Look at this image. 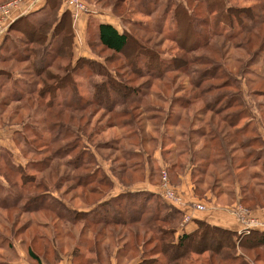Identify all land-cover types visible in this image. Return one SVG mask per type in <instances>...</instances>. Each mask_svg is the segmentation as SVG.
Masks as SVG:
<instances>
[{"label":"rangeland","instance_id":"1","mask_svg":"<svg viewBox=\"0 0 264 264\" xmlns=\"http://www.w3.org/2000/svg\"><path fill=\"white\" fill-rule=\"evenodd\" d=\"M223 1L226 6L237 8L264 6V0ZM113 2L114 0H101L98 3L101 8L109 11H105L107 15L113 14L118 19V30H125L140 39L142 36L144 39L150 37L148 45L159 51L160 58L166 63L174 59L180 63L178 67L172 63L162 70L161 78L138 75V71L133 74L126 67V61L119 59L122 55L117 56L97 43L94 37L95 26L91 25L89 30L86 28L81 40L73 39L70 60L72 66L79 62L80 67L72 72V84L53 94L45 92L38 98L36 93L32 96L24 93L25 98L16 102V96L11 95L21 90L20 85L34 83L39 88V79L32 74L30 68L34 58L28 62H18L25 52L23 44L16 40L21 33L10 31L8 37H5L9 23L2 25L5 30L0 32V56H3L0 58V85H4L3 88L0 86V103L5 101L8 106H0V111L4 108L0 117V264H69L71 251L82 225L97 215V212L92 215L83 212L96 207L101 199L106 198H103L106 194L112 196L130 189L144 190L137 186L146 177L153 179V184L158 183L156 193L165 203L158 192L160 172L168 164L189 166L191 162L192 180L203 178L205 186H214L218 195L225 189L237 188L236 182H239V185L246 184L248 195L256 196L259 201L264 197V36L261 38L254 35V30L240 32L242 25L255 27L252 21L237 20L233 15L230 20L220 17L217 19V11L206 13L203 4L194 2L189 5V9L194 11L199 26L204 22L205 27H200L204 30L201 38L190 35L188 43L201 39L208 44L207 47L182 49L181 45L185 44L186 39L181 38L180 41L183 33L179 39H175V21L171 16L166 20L161 33H143L147 29H154L153 24H156L158 15L145 16L136 10V3L131 0H127L126 4L113 12ZM180 2L185 3L186 0ZM197 4L199 10L196 9ZM31 12L33 11L28 13ZM257 12L264 18V9L259 8ZM199 18L204 20L199 21ZM259 26L264 30V22H260ZM213 30L223 35L213 36ZM75 35L74 33V38ZM154 43L161 45L155 47ZM29 48L40 46L31 44ZM59 58L55 60L56 63H67V59ZM100 70H106L138 89L139 105L136 106L134 102L117 104L112 113L104 106H97L96 109L92 104H89L87 110H75L80 102L91 99L93 83L103 80ZM225 99L235 101V106L226 111L239 114L236 125L230 130L240 132V136L231 138L233 145L229 147L225 140H218L221 134H218L220 130L216 125L219 118L217 115L211 124H205L213 114L204 109L205 105H219L221 114L225 110L221 107ZM65 101L74 102V105L71 108L62 106ZM22 105L25 107H21ZM59 110H63L64 116L70 117L69 114L72 113L78 116L76 119L83 120L71 122L69 118L64 120L52 117L51 114ZM125 110H129L128 117L124 116ZM90 112L93 115H89ZM88 118L90 122L84 134L77 130L76 125L79 121L83 125ZM44 120L47 121L45 125L42 124ZM54 120L62 123H53L50 129L51 121ZM198 128L204 130L205 134L201 137L194 133ZM75 134L78 137L75 138ZM63 136L67 137L55 139ZM212 137L217 138L210 143ZM71 142L76 143L74 148H71ZM241 142H249L252 146L249 144L247 148H240L243 146ZM204 143L211 144L206 149H211L213 154L207 160L194 156ZM233 148L238 149L232 152ZM78 152L82 156L81 167L74 169V157ZM203 153L206 154L207 151ZM180 154L184 155L180 157ZM246 154L250 157L242 159ZM232 157L235 159L233 163ZM252 159L256 163L255 167L248 166ZM241 162L243 167L236 169ZM171 170L181 171L180 167ZM92 175L98 180L92 186L99 194H91L89 186L82 188L75 184L78 176L85 182L88 180L85 178ZM205 186L199 188L204 190ZM199 188L197 193H201ZM38 194L42 195L41 206H23L25 197L31 198ZM169 205L177 208L171 203ZM245 207L250 208L249 204ZM34 209L36 212H33ZM69 214L77 216L75 224L66 220ZM182 219L181 214L175 225L176 231L180 228ZM99 226L91 225V229L97 230ZM24 227L28 228L21 231ZM89 231L87 235L91 238L84 234L79 244L86 258L95 259V253L86 250L92 248L90 245L86 246L89 239H92V230H87ZM131 236L128 235L127 242L135 244L136 250L129 252V256L135 262L148 256L147 250H151L148 252L152 255L158 252L152 251L159 242L154 240L155 236L150 232L143 233L137 242H133ZM40 238L53 241L59 247V261L53 260L51 252L45 257L47 263H36L29 257L27 246L32 245L33 239L36 243L35 246L32 245L34 250L39 254L43 253L41 248H44L45 241ZM114 251L111 249V256L108 258H103L104 254L101 252L100 261L93 263L111 264ZM253 253L237 248L231 254L238 258L239 264L240 260L250 262ZM129 256H118L116 261L129 262ZM157 258L164 260L160 254Z\"/></svg>","mask_w":264,"mask_h":264},{"label":"trees","instance_id":"2","mask_svg":"<svg viewBox=\"0 0 264 264\" xmlns=\"http://www.w3.org/2000/svg\"><path fill=\"white\" fill-rule=\"evenodd\" d=\"M97 1L99 2L101 0ZM126 1L127 0H114V2L111 4L113 12H116V10ZM131 1L136 3V10L145 16L152 17L155 14L158 15L156 18V24H153L154 29H147L143 31V33H149L153 31L161 33L166 20L171 16V19L175 21V39H179L181 33H183V37H180V41L181 38L186 39L185 44L181 45L182 49L197 46L207 47L208 44L207 41L204 42L201 39L197 42L194 39L191 43H188L189 39L191 38L190 35H197L198 38H201L204 30L200 27H205L204 22H202L199 26L197 20L194 17V11L189 9V5H191V3L193 4L194 2L203 4L206 13H209L211 10L217 11V19L220 17L230 20L231 15H233V17H235L237 20L244 19L250 22L252 21L255 27L249 28L247 25H242L240 32L254 30V35H258L261 38L264 36V30L262 26H259L260 22H264V18L257 12L259 8L264 9L263 5L255 6L254 8H237L226 6L223 0H193V2L192 0H186L185 3L180 2V0ZM98 2L96 3L99 4ZM196 9L199 10V5L196 7ZM73 20L74 18L72 11L71 9L65 8L63 6V0H46L43 6L39 9L31 13L20 15L9 23L8 31L4 33L5 37H8L7 35L10 31H17L21 33V36L16 40L17 42H21L23 44V49L25 52L22 53V58L20 61L18 60V62H28L29 59L34 58V60L31 62L32 65L30 68L32 69V74H34V76L39 79V82H37L39 84V88H37V84L34 86V83H29L28 85L24 84V82H20L24 85H20L21 90L16 91L13 93V95H11L16 96L14 99H17L14 101L18 102L25 98L24 93L29 96H32L34 93H36L37 95L35 96L38 98L42 97V94L45 92L53 94L56 90L66 89L72 84V72L80 67L79 62L76 64V66H72L70 60L74 39ZM203 20L204 19L201 18L199 21ZM194 22L198 24L199 30L196 29L197 24H194ZM91 25L95 26L94 37L96 38L97 43H99L106 50L113 52L117 56L122 55L121 57L119 56V59L126 61V67L129 70L131 69L133 74L138 71V75H148L149 77L161 78L162 74L160 73L163 69L165 70V68L171 66L172 63H174L176 67H178L180 64L178 61H174V59L168 63L161 59L159 51H156L153 46L148 45V42L151 41L150 37L145 39L144 36H142L141 39L137 38L125 30L119 31L110 23L94 24L92 21H90L87 26L88 30ZM211 35L222 36L223 34L213 30ZM11 43H14V41H11ZM260 43H262V41H260ZM31 44H37L40 46V48L30 49L29 45ZM154 45L155 47H159L161 43H154ZM2 57L3 56L1 55L0 58ZM58 58L61 60L67 59V63L63 65L56 63L55 60ZM140 65L142 67H140ZM99 73L104 78L103 80L93 83V93L91 94V99L80 102L78 108L75 110H87L89 104H92L95 105L96 109H98L99 106H104L109 113H112V111L115 109L114 106L117 104L134 102L136 106L139 105V95L137 93L138 89L132 87V85L126 82H122L106 70H100ZM3 85L4 84L0 85L1 88H3ZM147 85H150V83ZM9 95L10 94L8 93V98ZM5 103V101L1 102L0 106L7 107L8 104ZM73 103L74 102L68 103L65 101L62 106L71 108L74 105ZM45 106H47V104H45ZM217 106L218 108H216ZM217 106L211 107V105L206 104L204 109L213 114H211V117H209V119L206 121H202H205V124L209 125L215 119L214 116L217 115L219 118L216 121V125L220 130L218 134H221V137H219L218 140H225L226 146L229 147V145H233V140L231 138H237L240 136V132L236 130L231 132L230 130L236 125V122L239 119V114H237L238 112L231 113L229 110L226 111L227 109H231L235 106V101L225 99L224 105L221 106L222 109H225L223 110V112H225H222L221 114V110L219 108L220 106ZM21 107H25V105H22ZM37 108H39V106ZM94 111L95 109L93 112ZM93 112L88 114L93 115ZM3 113L4 108L0 111V117L3 115ZM51 115L54 118H62L64 120L69 118L71 122L73 120H83V118L76 119L78 116L72 113L69 114L70 117L67 115L64 116L63 110H59L57 113H52ZM124 116H129V110H125ZM80 121L76 125L77 130L85 134L90 120L88 118L85 122H83V125L80 123ZM53 123H55V125H60L62 122H59V120L51 121L50 129L52 128ZM125 123L128 124V122ZM42 124H47V121H42ZM194 133L196 136L200 137L205 134L202 128H198L194 131ZM66 137L67 136H63L55 139L58 140ZM74 137L76 138L78 136L75 134ZM216 138L217 137H212L210 143ZM71 143V148H74L76 143ZM241 143L243 146L240 148H247L251 145L249 142ZM209 146H211V144L204 143L201 149L198 150L194 156H200L201 160L210 159L213 154L211 149L207 150ZM237 149L233 148L232 152H235ZM205 150L207 151L206 154L203 153ZM49 156L53 157L51 153H49ZM81 157L82 156L80 152H78L74 157V169H79L81 167ZM248 157L250 156L246 154L242 157V159H246ZM259 158L260 156H258V159ZM234 160V157H232L231 162L233 163ZM255 165L256 163L254 162V159H252L248 164V166L251 167H255ZM242 167L243 162H241L236 167V169H241ZM262 169L264 170V166ZM197 170L202 172L201 168H198ZM82 179V177L78 176L77 182L75 184L82 188L89 186V189L91 190L89 192L91 194L95 195L100 193L95 187L92 186V183L98 181L96 180L95 176H87L85 179L88 180L85 182L82 181ZM200 179L203 178L194 179V184L196 185ZM110 181L112 182V180ZM70 187H73V185ZM241 188L243 191L244 186ZM108 195L109 194L104 195L103 198H106L101 199L96 207H93L88 212H83V214L91 213V215L97 212V215L96 218L91 219L88 223L82 225L78 240L71 251L70 258H72L69 264H94V261H100L101 258L99 255L101 252L102 255L104 254L103 258H108L111 256V249L118 245L119 247H117L115 250V257L129 256V252L135 251L136 246L132 242H127L128 235H132L130 239L133 242H137V239H139L143 233L147 232H150L152 236H155L154 240L159 242V244L152 250L158 252L155 253L156 255H152L148 252L151 250H147L146 254L148 253V256L144 257L141 261L136 262L135 264H237L238 258L231 254L237 248L242 249L243 252H254L252 255L253 258L250 262L260 260L264 262V229H251L247 232L243 231L238 233L230 229L209 224L205 221L197 220V228L195 230L190 233H183L181 235L179 234L178 236H175V225L180 219L181 211L178 208L173 206L171 207L169 203L167 204L166 202H162V199L157 193L149 190L130 189L121 191L116 195ZM41 197L42 195L40 194L32 196L31 198L25 197L23 206L25 208L26 205L31 204H34L35 207L41 206L43 203ZM251 198L252 201L248 203L250 208H255L257 205H263V203L259 201L256 196H252ZM149 209L151 210L149 211ZM23 211L26 212L27 210ZM33 212H36V210L34 209ZM57 217L61 218L59 215H57ZM76 217L77 216L74 214H69L66 216V218H68L66 220L75 224L77 221ZM91 225L100 226L97 230H95L91 229ZM167 226L169 228H165ZM26 228L28 227L21 228V231ZM87 230H92V239H89L90 241L87 242L86 246L88 247L90 245L92 248H86V250L95 253V259L91 257L86 258L87 256H84L81 252L82 247L80 246L79 242H81V238L84 236V234L87 235L90 233V231L87 232ZM87 237L91 238L90 235H87ZM40 239L45 241L44 248H41L43 253L39 254L34 250L32 245L35 246L36 243L33 239L32 245L28 244L27 246V254L29 257L36 263H47L45 257L49 255L48 252H51L53 255V260L55 262L59 261L61 258L59 255V247L55 246L53 241L48 242V240L45 238ZM205 253H207V255L201 257ZM159 254L164 257V260L157 258V255ZM192 255H196L195 258H192ZM250 262L247 260H240L239 264H251Z\"/></svg>","mask_w":264,"mask_h":264},{"label":"crops","instance_id":"3","mask_svg":"<svg viewBox=\"0 0 264 264\" xmlns=\"http://www.w3.org/2000/svg\"><path fill=\"white\" fill-rule=\"evenodd\" d=\"M13 5L10 8V16L7 17L6 23H10L14 18L27 14L30 11H35L43 6L46 0H14ZM87 3V10L80 12L78 17L73 20L75 40L83 37L88 23L92 21L94 24L97 23H110L114 27L119 25L118 19L113 15H107L105 11L96 3ZM12 0H0V6L3 4H8ZM66 0H63V6L70 9L67 6ZM109 12V11H107ZM1 16V13H0ZM180 154V157H182ZM158 155H156V158ZM167 165L166 169L170 174L171 182L177 187L181 192L183 204L181 207H177L182 214V223L179 224V227L175 233V236L183 233H190L197 228V220L205 221L209 224L217 225L226 229H230L235 232H247L251 229H264V197L260 199L263 205H257L255 208H248L246 204L250 203L252 196L247 194L248 188L246 184L239 185V182H236L237 188L232 190L225 189L221 194L218 195L217 191H214L213 187H206L203 179H200L196 185L194 180H192L193 173L191 171V162L188 164L176 165ZM188 166V167H187ZM180 167L181 171L171 170L173 168ZM156 176V175H154ZM153 179H145L137 187H140L144 190L153 191L156 193L158 183L153 184ZM205 186L204 190H201L199 187ZM242 186L244 189L242 191ZM199 188L201 193H197L196 190ZM243 192V193H242ZM119 193V192H118ZM115 194V193H114ZM117 194V193H116ZM225 201V202H224ZM229 201V202H226ZM166 202V201H165ZM224 202V203H222ZM168 203V202H166ZM199 203L204 206L203 209L197 210L195 204ZM245 205V206H244ZM243 209H239V208ZM188 216V220L184 221V217ZM121 246V245H120ZM118 246H114V250ZM207 253L203 254L201 257H204ZM114 255L110 259L111 264H135V260L130 259L126 263H118L116 259L118 257ZM196 255H192V258H195ZM251 264H264L263 261H254L250 262Z\"/></svg>","mask_w":264,"mask_h":264},{"label":"built area","instance_id":"4","mask_svg":"<svg viewBox=\"0 0 264 264\" xmlns=\"http://www.w3.org/2000/svg\"><path fill=\"white\" fill-rule=\"evenodd\" d=\"M14 0L9 2L8 4H3L0 6V32H4V28L2 25L6 22L7 17L10 15L11 5L14 4ZM67 6L70 7L73 18L76 19L80 12L87 10V3L84 0H66ZM3 28V29H2ZM160 191L158 192L166 202L171 203L172 205H176L180 207L183 204V199L180 191L170 182L168 174L165 169H162L160 172ZM196 209H203L204 206L202 204L196 203ZM188 220V216L184 217V221Z\"/></svg>","mask_w":264,"mask_h":264}]
</instances>
